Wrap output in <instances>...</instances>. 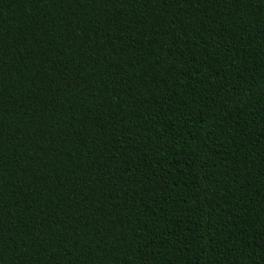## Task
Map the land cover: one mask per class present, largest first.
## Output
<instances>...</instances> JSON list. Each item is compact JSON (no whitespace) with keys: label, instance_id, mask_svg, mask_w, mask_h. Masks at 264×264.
Segmentation results:
<instances>
[{"label":"trees","instance_id":"trees-1","mask_svg":"<svg viewBox=\"0 0 264 264\" xmlns=\"http://www.w3.org/2000/svg\"><path fill=\"white\" fill-rule=\"evenodd\" d=\"M0 264H264V0H0Z\"/></svg>","mask_w":264,"mask_h":264}]
</instances>
